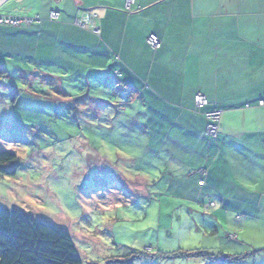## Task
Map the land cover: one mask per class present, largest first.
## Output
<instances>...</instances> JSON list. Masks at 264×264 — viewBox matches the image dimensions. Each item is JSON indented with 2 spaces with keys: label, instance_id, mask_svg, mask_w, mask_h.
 I'll use <instances>...</instances> for the list:
<instances>
[{
  "label": "crops",
  "instance_id": "obj_1",
  "mask_svg": "<svg viewBox=\"0 0 264 264\" xmlns=\"http://www.w3.org/2000/svg\"><path fill=\"white\" fill-rule=\"evenodd\" d=\"M9 1L10 16L35 20L0 25V74L73 78L85 93L113 87L128 144L115 148V158L97 152L98 160L113 171L121 161L124 172L109 179L133 186L141 199L169 201L210 218L194 231L200 245L185 250L227 255L224 247L241 246L220 235L222 229L236 240L250 231L264 235V106L258 104L264 96V0L0 5ZM80 9L96 14L98 34L73 24ZM51 10L59 12L57 21L49 19ZM152 33L161 41L155 50L146 44ZM196 93L207 99L202 109L194 105ZM91 95L96 106L106 105L104 96ZM213 108L220 110L219 131L210 138L204 112Z\"/></svg>",
  "mask_w": 264,
  "mask_h": 264
},
{
  "label": "rangeland",
  "instance_id": "obj_2",
  "mask_svg": "<svg viewBox=\"0 0 264 264\" xmlns=\"http://www.w3.org/2000/svg\"><path fill=\"white\" fill-rule=\"evenodd\" d=\"M9 11L10 1L0 5V15ZM61 77L0 74V152L15 156L0 163V206L66 230L81 264H264L263 234L250 231L236 240L220 227L229 242H243L223 253L242 259L209 263L177 255L200 245L194 231L210 218L180 211L169 201H146L121 179L115 183L123 164L113 171L97 152L115 158V148L124 143L128 128L119 119L118 95L113 87L85 93L73 78ZM95 93L106 105L90 100Z\"/></svg>",
  "mask_w": 264,
  "mask_h": 264
},
{
  "label": "trees",
  "instance_id": "obj_3",
  "mask_svg": "<svg viewBox=\"0 0 264 264\" xmlns=\"http://www.w3.org/2000/svg\"><path fill=\"white\" fill-rule=\"evenodd\" d=\"M69 96L68 98L72 99ZM119 108L122 109L121 106ZM14 157L12 153L1 151L0 163L12 160ZM209 202L214 205L213 201ZM209 202L208 206H212ZM232 235L233 233L228 234L229 237ZM255 252L256 250H253L251 254ZM176 254L186 257L201 256L210 261L220 262L239 260L244 257L243 255H220L201 250L193 252L181 250ZM0 264H81V258L66 230L34 219L18 210L0 206Z\"/></svg>",
  "mask_w": 264,
  "mask_h": 264
},
{
  "label": "built area",
  "instance_id": "obj_4",
  "mask_svg": "<svg viewBox=\"0 0 264 264\" xmlns=\"http://www.w3.org/2000/svg\"><path fill=\"white\" fill-rule=\"evenodd\" d=\"M133 0H126L125 5L128 8ZM49 19L57 21L59 19V12L57 10H51L49 12ZM35 18L32 17H19L10 15H0V25H10V26H29ZM73 24L78 27H82L92 31L93 33H99V27L97 24V16L95 13L89 10H80L77 15L73 18ZM146 44L153 50L158 49L161 45L160 39L155 34H149L146 38ZM193 102L196 108L202 109L207 105V99L202 93H196L193 96ZM258 104L264 106V96L258 100ZM206 118L205 132L208 136L216 137L219 131V118L220 110L211 109L204 112ZM213 205L212 202H209ZM234 235H232L233 237Z\"/></svg>",
  "mask_w": 264,
  "mask_h": 264
},
{
  "label": "bare ground",
  "instance_id": "obj_5",
  "mask_svg": "<svg viewBox=\"0 0 264 264\" xmlns=\"http://www.w3.org/2000/svg\"><path fill=\"white\" fill-rule=\"evenodd\" d=\"M130 6V5H129Z\"/></svg>",
  "mask_w": 264,
  "mask_h": 264
},
{
  "label": "water",
  "instance_id": "obj_6",
  "mask_svg": "<svg viewBox=\"0 0 264 264\" xmlns=\"http://www.w3.org/2000/svg\"><path fill=\"white\" fill-rule=\"evenodd\" d=\"M1 1V0H0Z\"/></svg>",
  "mask_w": 264,
  "mask_h": 264
}]
</instances>
